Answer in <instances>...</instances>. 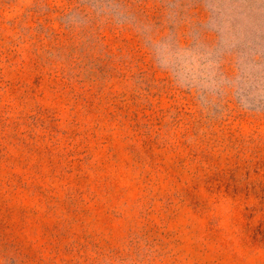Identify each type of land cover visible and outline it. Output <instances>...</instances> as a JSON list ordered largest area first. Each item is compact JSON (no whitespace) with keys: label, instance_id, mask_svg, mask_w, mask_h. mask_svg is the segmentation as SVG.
Wrapping results in <instances>:
<instances>
[{"label":"rangeland","instance_id":"374dc122","mask_svg":"<svg viewBox=\"0 0 264 264\" xmlns=\"http://www.w3.org/2000/svg\"><path fill=\"white\" fill-rule=\"evenodd\" d=\"M0 264H264V0H0Z\"/></svg>","mask_w":264,"mask_h":264}]
</instances>
